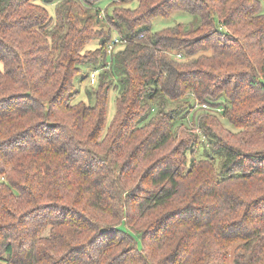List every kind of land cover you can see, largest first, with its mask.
I'll list each match as a JSON object with an SVG mask.
<instances>
[{"label": "trees", "instance_id": "16d2710c", "mask_svg": "<svg viewBox=\"0 0 264 264\" xmlns=\"http://www.w3.org/2000/svg\"><path fill=\"white\" fill-rule=\"evenodd\" d=\"M44 1L0 0V264H264L261 0Z\"/></svg>", "mask_w": 264, "mask_h": 264}, {"label": "rangeland", "instance_id": "374dc122", "mask_svg": "<svg viewBox=\"0 0 264 264\" xmlns=\"http://www.w3.org/2000/svg\"><path fill=\"white\" fill-rule=\"evenodd\" d=\"M35 1L38 3L46 5L50 9L51 13L54 14V4L47 5L44 0H35ZM107 1H109V0H103V2H102L103 4L101 3L103 12L105 11L106 6H108V4L110 3ZM261 2L263 5V11H264V0H261ZM137 3L138 2L136 0L135 2L130 4V6L136 7ZM178 23H184L188 26H191V25L198 26L200 24V18L198 16H195V15H192L189 13L176 12L170 18H157V19H155L153 21L152 27H153V30L156 31V30H160V29H163L166 27L174 26ZM97 43H98L97 41L91 42L90 44L87 45V49L95 48L97 46ZM94 68L95 67H93V66H90L89 68L85 67V68H83L81 74H79V76H77V78L75 80V86H76V89H78L80 91V93L77 95V98L74 101L84 100L91 105H93L95 103L94 94H92L91 92H93V88L97 87V85L92 86L90 84V80H89V74ZM103 71L104 70L102 69L101 72H103ZM84 74H86L88 77H87V79L82 80V77ZM118 89L116 90L113 88L111 91V94H110L108 108H107V124H109L112 121V119L114 118L115 112H116V99L120 95V90H118ZM90 93L92 94L91 97L89 95ZM170 107H173V104ZM196 110H200L203 112V109L201 108V106H198L195 104V108H194L193 112L191 113L189 119L192 120V118L194 116V112ZM192 125H193V123H192ZM225 125L228 128H231L232 130H234L232 128V126L230 124H228L227 122H225ZM207 149H208L207 147H201L199 149V151L197 152V155H196L197 158L208 157L206 154ZM222 161H223L222 157H216V165L218 168H220ZM228 264H233V255H231Z\"/></svg>", "mask_w": 264, "mask_h": 264}, {"label": "built area", "instance_id": "2783aa9c", "mask_svg": "<svg viewBox=\"0 0 264 264\" xmlns=\"http://www.w3.org/2000/svg\"><path fill=\"white\" fill-rule=\"evenodd\" d=\"M121 41H126L125 39L123 40V38L122 37H120L119 35H116V36H114V38H113V41L111 42V44L109 45V51L111 52L112 50H113V46H114V44H116V43H119V42H121ZM182 56L181 55H179V58H181ZM102 69L103 68H94L91 72H90V74H89V80H90V84L92 85V86H94V85H96L97 83H98V81H99V76H100V73H101V71H102ZM203 108H208V106L206 105V104H204L203 105Z\"/></svg>", "mask_w": 264, "mask_h": 264}]
</instances>
